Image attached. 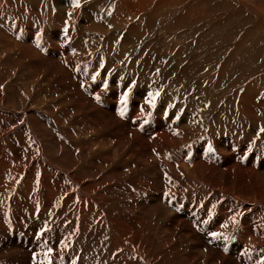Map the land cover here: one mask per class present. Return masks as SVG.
<instances>
[{
  "label": "bare ground",
  "instance_id": "bare-ground-1",
  "mask_svg": "<svg viewBox=\"0 0 264 264\" xmlns=\"http://www.w3.org/2000/svg\"><path fill=\"white\" fill-rule=\"evenodd\" d=\"M53 1L0 0V26L4 27L0 31V71L4 67L6 73L0 76V264H170L167 257L173 252L181 255L182 248L177 245L184 242L192 245L182 257L186 264H241L236 256H243L246 264H264V224L258 215L264 213V207L259 205H264V180L260 172H252L247 179L241 175L253 165L248 162L250 148L243 152L242 141L230 148L225 155L230 157L229 162L223 163L221 169L232 168L239 161L240 170L220 171L212 186L198 187V197L193 193L191 202L186 194L190 181L212 179L215 169L207 167V158L215 155L213 148L205 139V148L204 144L188 146L172 154L183 145L180 135L193 127L205 129L206 125L199 121L197 124L192 118L183 121L184 115L169 104L171 95L162 87L152 84L143 91L140 83L144 75L139 74L140 70L124 69L116 80L109 78L110 73L106 77L113 80L114 88L99 89L98 81L91 80L93 56L102 50L100 57L107 61L106 68L120 69L126 52L112 57L105 36L91 39L84 34L78 39L80 43L74 42L77 52L62 45L50 47L43 31L28 15L34 14L30 2L51 6ZM118 1L115 5L119 13L115 10L114 16L127 11L131 18L144 11L149 0ZM102 13L98 10L92 17L103 23ZM73 30L81 33L79 28ZM57 33L59 38L61 34ZM45 51L57 57V75L51 65L44 71L45 76L57 80V88L42 86L40 80L31 76L15 81L19 89L14 85L5 91L6 84L1 81H14L23 64L35 62V72L42 74L41 55ZM78 55L88 58L91 65L81 62L78 66L74 62ZM77 69L78 75L74 76ZM126 72L130 74L124 76ZM59 83L64 92L57 94ZM137 91L146 104L144 113H149L143 118L142 103L133 102V92ZM47 96L57 98L47 100ZM256 102L263 106L264 95ZM242 108L241 120L237 114L236 120L251 138L248 142L264 143V131L255 125L258 121L251 119L254 126L250 133L243 120L256 115L258 109ZM234 111L237 113V109ZM205 112H201L203 116ZM49 118L57 122V130L50 126ZM47 133L51 134L49 139L44 138ZM183 139L187 137L184 135ZM167 149L172 150L170 155H162ZM256 161L260 166L264 164L261 159ZM243 181L240 194L237 187ZM217 190L222 195L218 196ZM240 198L246 209H236ZM123 199L129 207L121 205ZM253 208L254 213L248 212ZM169 209L174 215L167 221ZM153 220L158 221L156 228L151 224ZM159 221L167 226L161 227ZM237 233L240 250L228 248L224 239L235 241ZM145 246L150 260L144 257Z\"/></svg>",
  "mask_w": 264,
  "mask_h": 264
},
{
  "label": "rangeland",
  "instance_id": "rangeland-1",
  "mask_svg": "<svg viewBox=\"0 0 264 264\" xmlns=\"http://www.w3.org/2000/svg\"><path fill=\"white\" fill-rule=\"evenodd\" d=\"M51 1L52 0H50V2ZM166 1L167 0H161L157 2V0H149L144 7L145 9L143 8L144 11L140 10L136 12L131 18L127 11H124V13L127 14L126 16L125 14H121V16L118 17L114 16L115 10L118 9V6L115 5H118V0H79L80 7H74L73 0H54V4L51 6H45L36 2V7H34L35 5H33V2H30V7L33 8L32 12L34 14L28 16L32 23L38 24L37 28L39 31H43L44 41L49 45L51 44L53 47L56 46L58 48V46L62 45L66 47V49L70 47L72 51L77 52V50H75L77 48L75 44L78 42L80 43L78 39L80 35L84 34V37L90 35L91 39L92 36L94 39L105 36V45L108 47V52L111 53L112 57L117 52L119 53L118 56H121L120 53L126 52L125 55H123L122 60L124 62H122V67L120 69H113V67L110 66L106 68L107 61L100 57L102 50L97 51L95 56H93L95 65H92L91 72L92 75L97 77L95 78L93 76L91 80L98 81L97 87L99 89L108 90L110 87L114 88L112 81L116 80L118 72H123L124 69H131V71L140 70L139 74L142 72L144 75V79H142L143 83H140V87L143 91H145L146 88H150L152 84L156 85L158 88L162 87L160 89H162L163 92L167 90L168 94L170 93L171 95L169 104L176 109V112L180 110L184 115L183 121H188L192 118L197 124L199 121V124L202 123L206 125L205 129L201 126L193 127L195 131L191 129L187 134L183 133L180 135V140L185 143L187 141V143L185 144L183 142V145L178 147L172 154L174 155L178 149H186L188 146L194 148L204 144L205 148V139H208L209 146L213 148V153L215 155L212 158H207L209 159L207 167L210 166L212 170L215 169L214 174L212 173V179L206 178L190 181L189 186H187L186 194H188V198L191 199V202L194 201L193 193H196L194 197H198V187L202 185L212 186L213 178L215 176L219 177L221 175L220 171H235L237 169L236 172H238L240 170L237 167L239 161H236V166L232 167L236 169H221V165L225 162H229L230 159L229 156L225 155L229 154L231 151L230 148L234 147L236 144L241 143L243 152L248 150V148L251 150V152H248V162H251L253 165L251 167H246L244 171L241 172V175L247 179L248 175L252 172H260V176L261 178L263 177L264 180V164L260 166L256 161L257 159L264 161V143L255 144L254 142H248L251 138H248L246 133H243L241 125H239L236 120V116H240L239 114H241L239 112L240 108L243 107L246 111V109L254 110L256 107V109H258L255 110L256 115H258L259 118L254 114H248L251 116H247L249 119L247 121L243 116L242 118L247 127V131L250 133L252 126H254L251 120L252 118L259 123L255 124L257 125V129L259 130L260 128L264 131V105L262 106L256 102L264 95V0ZM61 3L63 6L64 3L73 4V6L71 8L62 7ZM98 10L103 12V23L97 20V18L95 19L92 17L97 15ZM117 12L119 13L118 10ZM69 13L73 16L70 17ZM148 14L149 16L145 18ZM58 17L61 19H58ZM35 19L36 21H34ZM95 20L96 25H94ZM67 21H69V23L71 22L70 25ZM136 23H139L138 26L132 28L133 24L135 25ZM98 24H100V26H98ZM140 25L141 27L139 28ZM112 26L115 27L113 28ZM99 27H103L104 30H100ZM72 28H79L81 33L77 34ZM0 31H4L3 26H0ZM57 31L61 34L59 38H57L59 35ZM66 38H68V40H66ZM114 39H118V41L116 42ZM127 40L130 41L129 44ZM113 45L116 48L113 47L111 49ZM140 54L141 60L139 57ZM64 55H66L65 52ZM41 56H43L42 74H37L35 72L36 66L33 67V63L35 62L23 64L20 72L15 76L14 81L11 82L9 79L1 81L6 84L5 91L9 90L14 85L19 89L20 87L15 81H23L21 78L29 79L31 76L36 80H40L42 86L48 87L51 85L55 86L53 88H57V80H54L52 76H45L44 74L45 69L48 68L46 66L51 65L55 69L53 74L57 75V57L53 58L47 51ZM76 58H78V60H74V62L78 66H81V62H86L89 66L91 65L88 58L82 55H78ZM98 62H100L101 65L98 64ZM67 64L68 63H66V65ZM1 69L0 76H5V68L2 67ZM51 71L52 69L50 73ZM78 71L79 69L75 70L76 73L73 75H78ZM129 74L130 73L126 72L124 76ZM107 75H109L110 79H113V77L114 79L112 81L108 80L106 77ZM130 79L131 75L128 76V83H130ZM254 85H257L256 89L249 90L254 87ZM59 86L60 88L55 92L57 94L64 92L62 87L63 84L59 83ZM46 90L52 89L46 88ZM134 90H136V88ZM170 90L175 92L172 93ZM243 91H245V93ZM242 92L244 95L241 94ZM133 96L135 97L133 102H139L143 105V115L140 116L143 118L149 114L147 112L144 113L146 104H143L144 102L141 99V95H139V91L133 92ZM53 97H55V99L57 98V96H47L45 99L48 100ZM247 98L251 101L249 102ZM241 99L243 102H240ZM247 101L252 104V107L249 106ZM55 104H57V100ZM165 104L166 103L162 104V106ZM229 108L233 109L229 110ZM234 108L237 109V113L234 111ZM150 110L154 111L152 108ZM203 110L206 111L205 116L201 113ZM53 111L54 114L57 113L56 109ZM251 113H254V111ZM160 116L159 120L161 122L162 115ZM239 118L241 120V116ZM48 123L57 130V122L53 118H49ZM50 135V133H47L44 135V138L49 139ZM184 135L187 137L186 140L183 139ZM245 138L248 140L245 141ZM13 143L15 146H18L17 142L15 143L14 141ZM253 144L255 145L251 147ZM171 152L172 150L167 149L161 153L163 155ZM230 163H234V161ZM188 171L191 172V170ZM223 177L225 178V175H223ZM227 177L228 176H226V179ZM243 183L244 181L237 187L239 192ZM217 195H222L219 190H217ZM121 205L129 207V203L126 201L124 202V199L121 201ZM259 205L261 208L264 207L263 204ZM246 207L247 206H243L242 199L240 198V205L236 209H246ZM254 210L253 208L248 212ZM139 211L141 210L139 209ZM173 215L174 212L172 209H169L167 221L172 219ZM258 215L260 221L264 224V213L260 215L259 212ZM157 219L158 218H156V220ZM156 220L151 222L154 228L158 226V221ZM154 222L156 224H154ZM159 223H162L161 227L162 225L167 226V223L161 221H159ZM239 239L240 237L237 233L235 234V241L234 239H224L223 243L230 249L240 250V246L237 244ZM191 246V242H184L183 245H177L179 249L182 248L180 251L181 255L180 253L176 255L177 252H173L172 255L170 254L167 257L171 261L170 264L173 262L175 264H186V262L182 260L185 258L182 257L186 254L185 251L187 252L190 250L189 247ZM147 249V246H145L144 257L146 260H150L151 257ZM236 257L239 258L241 264H246L243 256Z\"/></svg>",
  "mask_w": 264,
  "mask_h": 264
},
{
  "label": "snow or ice",
  "instance_id": "snow-or-ice-1",
  "mask_svg": "<svg viewBox=\"0 0 264 264\" xmlns=\"http://www.w3.org/2000/svg\"><path fill=\"white\" fill-rule=\"evenodd\" d=\"M73 3H74V7H80L79 0H73ZM69 15H71V13H69ZM97 99H99V97H97ZM126 100H127V97H125L123 102H126ZM121 115H123V112H121ZM233 219H235V218H233ZM214 235H216V234H214Z\"/></svg>",
  "mask_w": 264,
  "mask_h": 264
}]
</instances>
